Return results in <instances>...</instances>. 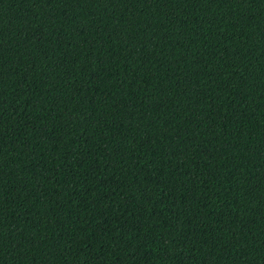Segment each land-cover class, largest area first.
<instances>
[{
	"label": "trees",
	"instance_id": "obj_1",
	"mask_svg": "<svg viewBox=\"0 0 264 264\" xmlns=\"http://www.w3.org/2000/svg\"><path fill=\"white\" fill-rule=\"evenodd\" d=\"M0 264H264V0H0Z\"/></svg>",
	"mask_w": 264,
	"mask_h": 264
}]
</instances>
